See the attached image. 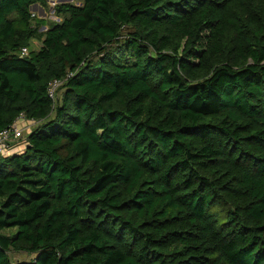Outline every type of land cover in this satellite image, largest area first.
Wrapping results in <instances>:
<instances>
[{
    "label": "trees",
    "instance_id": "obj_1",
    "mask_svg": "<svg viewBox=\"0 0 264 264\" xmlns=\"http://www.w3.org/2000/svg\"><path fill=\"white\" fill-rule=\"evenodd\" d=\"M32 4L0 0V130L38 123L0 264H264V0Z\"/></svg>",
    "mask_w": 264,
    "mask_h": 264
},
{
    "label": "built area",
    "instance_id": "obj_2",
    "mask_svg": "<svg viewBox=\"0 0 264 264\" xmlns=\"http://www.w3.org/2000/svg\"><path fill=\"white\" fill-rule=\"evenodd\" d=\"M34 14V12H31V15ZM25 53L26 48H20V54ZM60 83L61 79H52L48 83L47 93L49 97H54V91ZM19 121H27L22 113H19L7 127L0 130V156L9 154L8 147L13 146V144L21 138L24 127L19 124Z\"/></svg>",
    "mask_w": 264,
    "mask_h": 264
},
{
    "label": "rangeland",
    "instance_id": "obj_3",
    "mask_svg": "<svg viewBox=\"0 0 264 264\" xmlns=\"http://www.w3.org/2000/svg\"><path fill=\"white\" fill-rule=\"evenodd\" d=\"M49 2V7L50 9H48L47 7H45V12L46 14L48 15V17L45 18V25L48 24L50 21H56L57 18L55 16H53V11H52V7L54 4H58V3H67V2H71V3H74L76 4V2H80V0H47ZM45 25H41L43 26L42 28H40L41 26L38 27V31H44L45 29ZM31 46L33 48H36L37 47V44H31ZM20 124V122H19ZM36 124H38L37 122H32V121H26L25 122V125H23L24 129L22 131V135H24L23 133L27 132L28 130H30L32 127H34ZM22 140L23 138L19 139L18 141L15 142V147L16 146H19L21 147L22 146ZM8 256L10 258V260L12 262H15V261H19V260H29L32 258L33 254L31 253H26V252H22V251H8Z\"/></svg>",
    "mask_w": 264,
    "mask_h": 264
},
{
    "label": "crops",
    "instance_id": "obj_4",
    "mask_svg": "<svg viewBox=\"0 0 264 264\" xmlns=\"http://www.w3.org/2000/svg\"><path fill=\"white\" fill-rule=\"evenodd\" d=\"M80 2H76V4H79ZM38 5V4H37ZM39 7H40V10L38 11V13L37 12H34L35 14H36V16L37 17H39V18H41V19H44L45 20V18L46 17H48V15L46 14V12H45V8H43V7H41L40 5H38ZM45 7H47L48 9H50V7H49V2L46 0V6ZM33 12V11H32ZM31 44H37V42L35 41V40H31L30 41V45ZM32 47V46H31ZM20 122V125L21 126H23V125H25V122L26 121H19ZM28 122V121H27ZM15 149H17L18 150V147L16 148L15 147V145H13V146H10V147H8V151L9 152H12V151H14Z\"/></svg>",
    "mask_w": 264,
    "mask_h": 264
},
{
    "label": "water",
    "instance_id": "obj_5",
    "mask_svg": "<svg viewBox=\"0 0 264 264\" xmlns=\"http://www.w3.org/2000/svg\"><path fill=\"white\" fill-rule=\"evenodd\" d=\"M40 10V7L37 5V4H32L30 6V11H33V12H37ZM43 26H41L40 28H42Z\"/></svg>",
    "mask_w": 264,
    "mask_h": 264
}]
</instances>
